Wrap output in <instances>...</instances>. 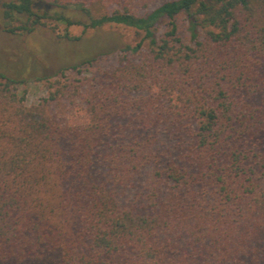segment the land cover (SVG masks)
<instances>
[{"label":"trees","instance_id":"obj_1","mask_svg":"<svg viewBox=\"0 0 264 264\" xmlns=\"http://www.w3.org/2000/svg\"><path fill=\"white\" fill-rule=\"evenodd\" d=\"M3 18L142 37L34 105L0 74V264H264V0H16Z\"/></svg>","mask_w":264,"mask_h":264},{"label":"rangeland","instance_id":"obj_2","mask_svg":"<svg viewBox=\"0 0 264 264\" xmlns=\"http://www.w3.org/2000/svg\"><path fill=\"white\" fill-rule=\"evenodd\" d=\"M11 1L16 0H0V74L24 82L16 91L24 92L28 106L39 103L54 90H50L49 84L62 85L70 79L94 81L116 66L121 49L134 46L142 37L121 26L105 25L83 32L81 27L66 28L50 19L43 20L45 25L36 26L31 33L11 34L4 30L3 18V4ZM54 11L60 10L50 8V12ZM63 12L71 18L79 16L72 10ZM64 34L79 39L69 40ZM87 60H92L91 64H85ZM73 66L78 68L72 69ZM85 118L77 111L68 120L71 124H83Z\"/></svg>","mask_w":264,"mask_h":264}]
</instances>
